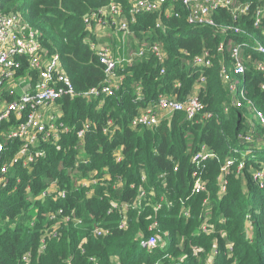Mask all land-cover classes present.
I'll list each match as a JSON object with an SVG mask.
<instances>
[{"label":"trees","instance_id":"16d2710c","mask_svg":"<svg viewBox=\"0 0 264 264\" xmlns=\"http://www.w3.org/2000/svg\"><path fill=\"white\" fill-rule=\"evenodd\" d=\"M110 2L124 11L129 6L128 0H1V9L20 15L23 23L39 34L42 47L59 56L75 93L81 94L101 85L105 78L104 67L88 44L109 45L116 54L121 51L116 50L118 39L89 33L84 22ZM248 2H252V11L254 0H233L232 8ZM167 9H171L168 16L163 10L138 15L129 26L125 46L137 52L156 43L165 52L162 63L145 52L117 69L122 82L113 96L90 100L74 96L58 101L60 121L69 128L61 136L60 150L49 147L46 159L38 162L32 176L23 175L16 192L0 191L4 222L0 227V264H264V184L259 187L253 181L254 172L264 167V128L254 119L246 122L245 106H230L235 95L218 77L221 65L229 66L231 47L241 42L240 34L222 33V26L238 27L263 44L264 38L260 28L252 26L251 11L235 20L228 11H216L215 28L189 25L180 0H166ZM221 43L223 49L217 51ZM203 51L210 53L212 67L202 73L192 59ZM247 54L252 60L258 58L248 51L243 57ZM201 75L205 83L198 96L210 118L197 116L189 121L176 112L156 127L131 126L139 111L159 95L184 100ZM241 80L246 98L264 115V92L260 89L264 77L248 64ZM109 121L112 136L102 133ZM85 122L91 124L90 131L78 142L76 131ZM246 135L251 142H245ZM201 145L214 157L198 169L205 191L192 194L196 168L191 159ZM77 160L84 163L78 162L74 169ZM228 160L233 163L224 176L225 191L219 193L218 176ZM239 163L242 168L237 172ZM71 176H91L97 183L77 188ZM29 179L32 196L57 180L59 189L66 191L65 199L28 201L24 185ZM140 189L144 191L141 199ZM59 209L64 215L73 213L71 217L81 223L46 219V213ZM121 223L125 227L121 228ZM53 226L56 238L45 236V230ZM97 227L108 233L96 238L93 230ZM151 235L156 236L157 244L146 249L141 242ZM26 252L30 253L28 263L21 260Z\"/></svg>","mask_w":264,"mask_h":264},{"label":"built area","instance_id":"2783aa9c","mask_svg":"<svg viewBox=\"0 0 264 264\" xmlns=\"http://www.w3.org/2000/svg\"><path fill=\"white\" fill-rule=\"evenodd\" d=\"M128 1L129 6L125 11L119 4L110 2L107 6L99 8L84 18L86 30L89 33L109 40L118 39L120 46H117V51L118 49L121 51L116 54L105 45L90 42L89 49L94 52L98 63L104 67L105 78L101 85L76 94L69 77L62 70L59 56L48 54L40 43L39 34L23 23L20 15L4 13L0 0V191L16 192L22 184L23 175L32 176L38 162L46 159L49 147L60 150L61 136L67 134L69 128L60 121L59 100L63 97L72 98L74 96H80L87 100L113 96L122 82V78L116 72L118 68L130 63L136 57H143L145 52H150L159 63L164 61L165 52L156 43L139 49L137 52H130L125 46H127L130 36L129 26L135 23L138 15L160 13L162 10L167 16L170 14L171 9L164 10L166 0ZM254 2L256 6L252 11V2L239 4L232 8L233 0H180V5L186 10V21L189 25L215 28L217 25L213 20V15L216 11L230 12L233 20L237 16H245L251 11L252 26L260 28V36L264 38V2L261 3V0H254ZM158 26H160L159 21L156 27ZM220 31L241 35V42L230 49L229 66L226 67L222 64L218 72L223 86L228 92L235 95L230 106L237 109L245 106L247 115L258 121L264 128V115L246 98L241 80L248 64H251L256 73L264 77V44L257 36H252L238 27L222 26ZM222 49L221 43L217 51H222ZM246 51L256 53L258 58L252 60L250 54L243 57ZM192 64L203 73L204 69L212 67L210 53L203 51L200 55L194 56ZM163 72V70L160 71L161 74ZM204 83L205 77L201 75L194 85L193 92L182 101L175 97L159 95L153 104L139 111L132 119L131 126L133 128L156 127L161 120L169 118L176 112L183 113L189 121H193L197 116H200L201 119L210 118L212 115L205 111L206 106L198 96L200 85ZM260 89L264 92V82L260 85ZM227 111L228 108H225L224 112ZM247 115H245V119ZM90 125L89 122L82 123L76 131L78 142H82L85 134L90 131ZM102 133L108 136L113 135L114 129L111 121L103 126ZM244 140L251 142V137L246 135ZM212 157L214 155L210 153L206 145H201L192 156L191 161L196 168L192 174L194 178L192 194L205 191L204 182L198 176V169L203 162ZM116 160L120 161L121 157L117 156ZM78 162L84 163V160H77L74 169ZM232 163L233 160H228L221 168L218 176L219 193L225 191L224 176L228 173ZM241 168L242 163H239L237 172ZM71 179L77 188H87L97 183V179L91 176L77 179L71 176ZM253 181L257 186H263L264 167L254 172ZM30 182L31 179L24 185L26 199L30 202L46 198L65 199L66 197V191L57 186V180L49 182L45 189L34 197L31 193ZM88 194L90 192L86 193V195ZM143 196L144 191L140 189L139 199ZM162 201L161 198L160 202ZM159 208L160 204H157L156 210ZM72 215L73 213L64 215L59 209L48 212L45 216L47 220L55 223L63 224L73 221L80 224L81 221L71 217ZM3 223L0 217V227ZM120 227H125V223H121ZM202 230L206 231L204 225H202ZM45 231V236L56 238V227L53 226L50 230ZM107 233L108 231L101 227L93 230V235L96 238ZM156 244L157 238L154 235L141 242V245L146 249H152ZM40 245H44L43 238ZM197 252L198 249H194V253ZM29 259V252L24 253L21 257L22 262L25 263H28Z\"/></svg>","mask_w":264,"mask_h":264},{"label":"rangeland","instance_id":"374dc122","mask_svg":"<svg viewBox=\"0 0 264 264\" xmlns=\"http://www.w3.org/2000/svg\"><path fill=\"white\" fill-rule=\"evenodd\" d=\"M105 46H107V45H105ZM108 46H109V45H108ZM108 46H107V47H108ZM109 48H110V47H109ZM110 49L112 50V48H110ZM116 50H117V49H116ZM112 51H113V50H112ZM250 120H252L251 116H250V115H247V116H246V122L249 123Z\"/></svg>","mask_w":264,"mask_h":264}]
</instances>
